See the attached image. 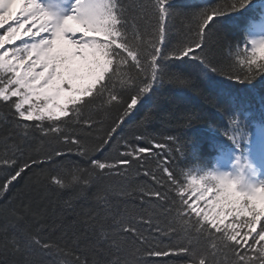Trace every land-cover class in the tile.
<instances>
[{"label":"snow or ice","instance_id":"obj_1","mask_svg":"<svg viewBox=\"0 0 264 264\" xmlns=\"http://www.w3.org/2000/svg\"><path fill=\"white\" fill-rule=\"evenodd\" d=\"M0 29V264H264V0H0Z\"/></svg>","mask_w":264,"mask_h":264},{"label":"trees","instance_id":"obj_2","mask_svg":"<svg viewBox=\"0 0 264 264\" xmlns=\"http://www.w3.org/2000/svg\"><path fill=\"white\" fill-rule=\"evenodd\" d=\"M181 2L185 3V4H196V3H199L200 0H181ZM165 99L169 100V101H173L174 104L178 105V106H188V105H192V104L202 103L201 100H199L195 97L176 95V94H170V95L166 96ZM204 128H205V126L201 125V132H203ZM19 187L20 186L17 185V188H19ZM13 195H15V189L13 190Z\"/></svg>","mask_w":264,"mask_h":264},{"label":"rangeland","instance_id":"obj_3","mask_svg":"<svg viewBox=\"0 0 264 264\" xmlns=\"http://www.w3.org/2000/svg\"><path fill=\"white\" fill-rule=\"evenodd\" d=\"M19 7H20V5L17 4V5L15 6L14 9H15L16 11H18ZM16 11H14V12H16ZM1 32H2V31H0V33H1ZM16 44L19 45L20 43L16 41ZM8 46H9V45H6L5 47H8Z\"/></svg>","mask_w":264,"mask_h":264},{"label":"bare ground","instance_id":"obj_4","mask_svg":"<svg viewBox=\"0 0 264 264\" xmlns=\"http://www.w3.org/2000/svg\"><path fill=\"white\" fill-rule=\"evenodd\" d=\"M15 8V7H14ZM13 11H16L15 9Z\"/></svg>","mask_w":264,"mask_h":264}]
</instances>
